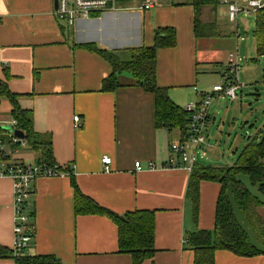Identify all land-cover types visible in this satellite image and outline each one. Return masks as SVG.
<instances>
[{
  "label": "crops",
  "instance_id": "obj_1",
  "mask_svg": "<svg viewBox=\"0 0 264 264\" xmlns=\"http://www.w3.org/2000/svg\"><path fill=\"white\" fill-rule=\"evenodd\" d=\"M192 3L155 5L141 15L103 13L67 28L53 16L54 0H0V81L16 96L17 106L31 112L33 134L50 140L54 163L73 174L82 195L119 216L154 213L155 253L142 264H193L194 249L184 241L193 233L214 229L221 185L200 182L194 219L185 196L191 172L163 168L170 144L181 137L179 129L156 125L154 95L128 73L116 75L114 90L102 91L112 67L85 47L126 61L130 49L153 45L156 29L173 28L175 45L157 51L156 83L183 110L198 101L200 89L221 82L227 56L219 47L229 46L231 39L238 42L239 35L238 24L229 19L232 30L219 29L215 11L219 6L205 5L197 13ZM194 19L210 28L199 33ZM11 111V103L1 99L0 134L5 139L9 131L3 127L9 126ZM74 116L80 118L79 128ZM104 155L111 158L109 171L102 168ZM36 158L28 148L16 156L29 165H35ZM136 162L143 170L134 169ZM198 162L196 166L217 168ZM148 163L156 168L148 170ZM32 189L26 208L31 240L22 255L52 256L62 264H132L130 255L118 252L112 221L99 215L76 216L68 176L39 177ZM13 192L12 180L1 178L0 247L8 252L13 248ZM0 264L17 263L9 257L0 258ZM213 264H264V255L239 257L217 250Z\"/></svg>",
  "mask_w": 264,
  "mask_h": 264
},
{
  "label": "trees",
  "instance_id": "obj_2",
  "mask_svg": "<svg viewBox=\"0 0 264 264\" xmlns=\"http://www.w3.org/2000/svg\"><path fill=\"white\" fill-rule=\"evenodd\" d=\"M195 11L200 7L215 5L216 0H193ZM197 17V16H196ZM195 29L202 34L210 28L209 25H200L194 19ZM255 51L258 57L264 61V10L255 16ZM175 45V30L173 28H158L154 32V43L151 47L133 48L128 51V60L122 61L114 53L104 50L92 49L86 45V49L97 53L112 67V75L102 82V91H112L117 87L116 75L125 72L131 75L144 91L154 95V109L156 125L161 128H178L180 134L187 123V114L176 107L167 95L164 88L156 83V55L159 49L171 48ZM6 99L12 105L11 118L17 122V130L24 134L27 148L37 156L36 165L43 168H54L51 142L35 136L31 129V112L21 110L16 104V96L12 94L6 83L0 81V100ZM243 151L232 166L203 168L194 166L186 190V199L192 204L193 217L197 218L199 204V184L201 181L217 182L221 185V192L216 205L215 224L212 231H198L185 239L186 245L194 249L193 264H213V255L217 250H226L239 257H251L261 255L254 250L245 234L237 226L226 197V190L232 183L233 197L238 207L252 227L256 239L264 246V226L250 221L249 203L261 207L262 205L250 197L243 186L235 181L238 174L249 177L253 185L263 183L260 193L264 194V133L259 137L248 138ZM58 166V165H57ZM58 171L69 173L70 184L75 195L74 211L76 216L99 215L112 221L118 231V252L128 254L132 264H142L151 259L155 253L154 240V213L151 211H133L124 215H117L103 207H100L89 198L82 195L75 184L73 174L68 169L60 166ZM257 220V219H255ZM12 258L17 264H62L60 260L52 256H26L13 254L0 247V258Z\"/></svg>",
  "mask_w": 264,
  "mask_h": 264
},
{
  "label": "built area",
  "instance_id": "obj_3",
  "mask_svg": "<svg viewBox=\"0 0 264 264\" xmlns=\"http://www.w3.org/2000/svg\"><path fill=\"white\" fill-rule=\"evenodd\" d=\"M56 8L55 20L67 28L74 27L80 20L97 18L103 13L118 11H149L154 7L153 0H54ZM126 4H129L126 6ZM216 5L227 11L228 19L234 25L238 24L240 16L249 17L264 10V0H216ZM1 21V18H0ZM239 40V35H236ZM243 39L241 38L240 41ZM243 60L237 49L228 53L225 69L221 75V84L212 86L200 94V100L187 103L183 111L187 114V123L183 127L181 137L169 146V158L163 165L164 169L186 168L192 171L197 164L200 154L205 156L210 148L209 140L205 137L206 127L211 123L210 108L216 98H226L233 101L242 85L238 83V69ZM74 126L80 127V118L73 117ZM12 133L5 139L0 134V179L9 178L13 182V254H21L28 248L31 233L28 226L29 215L26 211L28 200L32 195V184L39 177L67 176L69 173L54 168H43L39 165H29L17 161L19 150L27 148L24 139L16 138L13 132L17 130V122L11 119ZM1 133V130H0ZM111 158L101 157L104 171H109ZM73 168V167H72ZM153 163H148L147 169H155ZM136 171L143 170L141 164H134ZM185 243V241H184Z\"/></svg>",
  "mask_w": 264,
  "mask_h": 264
},
{
  "label": "rangeland",
  "instance_id": "obj_4",
  "mask_svg": "<svg viewBox=\"0 0 264 264\" xmlns=\"http://www.w3.org/2000/svg\"><path fill=\"white\" fill-rule=\"evenodd\" d=\"M177 2L179 0H153L154 6L162 7L171 6V3L176 4ZM215 11L219 29L223 32L232 30L226 9L219 6ZM130 13L141 15L142 12L131 11ZM214 15L215 13H212L207 17L211 20ZM255 16V14L249 17L240 16L238 42L231 38H228L231 39L228 41L226 38L229 46L219 47L220 52L227 56L234 49L233 43L230 42L237 43V53L243 60L238 69V83L242 87L237 91V98L233 101L226 98H216L213 101L211 123L204 132L205 137L211 142V147L207 149L204 157L199 154L198 163L200 165L208 163L217 167L232 166L248 142L247 138L259 137L264 133V61L257 56L255 51ZM202 17L206 20L204 14ZM241 38L242 41H240ZM211 87L212 85L208 84L200 90L205 92ZM198 98L199 101L200 97ZM206 157L207 159L200 160ZM247 210H249L248 216L252 223L257 227L261 224L264 226L263 206L259 207L249 203Z\"/></svg>",
  "mask_w": 264,
  "mask_h": 264
},
{
  "label": "water",
  "instance_id": "obj_5",
  "mask_svg": "<svg viewBox=\"0 0 264 264\" xmlns=\"http://www.w3.org/2000/svg\"><path fill=\"white\" fill-rule=\"evenodd\" d=\"M54 8H56L55 2H54ZM3 130L9 131V133H12L13 131L12 126L3 127ZM13 135L16 138L24 139V134L19 130H15L13 132ZM235 181L243 186V188L245 189V191L250 197L257 200L260 205L264 206V194L260 193L259 191L263 183H258V184L253 185L249 177L243 174L236 175ZM226 197H227V201L229 203L233 218L237 226L239 227V229L247 237V240L250 246L257 252H259L261 255H264V246L256 239L252 227L246 220L245 216L243 215L240 208L238 207L236 200L233 197L232 183H230L227 187Z\"/></svg>",
  "mask_w": 264,
  "mask_h": 264
}]
</instances>
